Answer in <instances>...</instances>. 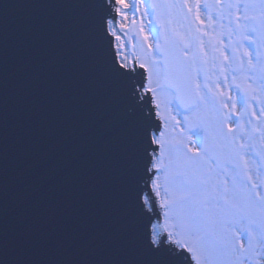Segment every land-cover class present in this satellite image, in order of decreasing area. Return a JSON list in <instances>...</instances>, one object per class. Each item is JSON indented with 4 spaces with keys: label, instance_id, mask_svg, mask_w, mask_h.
I'll use <instances>...</instances> for the list:
<instances>
[{
    "label": "snow or ice",
    "instance_id": "obj_1",
    "mask_svg": "<svg viewBox=\"0 0 264 264\" xmlns=\"http://www.w3.org/2000/svg\"><path fill=\"white\" fill-rule=\"evenodd\" d=\"M121 6L0 0V264H264V198L235 165L215 172L231 189L175 172L158 214L155 89L104 52Z\"/></svg>",
    "mask_w": 264,
    "mask_h": 264
},
{
    "label": "rangeland",
    "instance_id": "obj_2",
    "mask_svg": "<svg viewBox=\"0 0 264 264\" xmlns=\"http://www.w3.org/2000/svg\"><path fill=\"white\" fill-rule=\"evenodd\" d=\"M124 3L135 7L121 6V12L115 13L116 26L128 56L133 63L145 67L146 84L155 89L153 100L159 105L156 112L162 130L157 179L161 198H175L171 186L175 172L185 179L212 176L221 188L233 187L230 171L216 181L215 172L219 169L212 167L204 155V150L212 145L218 146L223 155L234 156L232 166L241 172L253 197L258 192L264 198V48L258 49L257 44L249 42L264 30V9L259 0ZM174 37L193 64L190 74L196 97L190 108L194 110L187 115L188 109L181 108L162 83L158 51ZM194 51L201 67L192 60ZM193 129L198 135L193 134ZM252 184L257 187L253 189ZM232 240L237 250L247 247L246 233L236 232Z\"/></svg>",
    "mask_w": 264,
    "mask_h": 264
},
{
    "label": "water",
    "instance_id": "obj_3",
    "mask_svg": "<svg viewBox=\"0 0 264 264\" xmlns=\"http://www.w3.org/2000/svg\"><path fill=\"white\" fill-rule=\"evenodd\" d=\"M12 3L16 4H30L34 3L35 0H11ZM35 10L30 8H14L11 9L10 15L12 18H16L18 16L26 15ZM54 11V10H50ZM116 20V14H114ZM115 20L114 23L115 24ZM112 24V25H113ZM109 35L105 40L104 44V52L105 55L109 58L118 59V48L115 44L114 38L111 34L110 29H108ZM159 55L161 57V67L163 71L162 82L166 85L172 93L175 95L176 101L182 108H190L194 102L196 97V90L194 86V81L192 76L189 74V63L188 60L184 56V49L180 46V42L178 39L173 38L168 45L163 46L159 49ZM132 66L136 68L138 74L137 79L146 84V72L144 67H140V65L134 63ZM149 107L153 108L154 113H156V108L153 104L151 92L146 93ZM154 124L156 136L158 137L162 130V123L158 115H154ZM158 151V146H155ZM211 156L213 160L219 164H222V158L217 146L211 147ZM157 199V198H156ZM157 211L160 213V207L157 203ZM162 221V216H161ZM191 264H195L194 261Z\"/></svg>",
    "mask_w": 264,
    "mask_h": 264
},
{
    "label": "bare ground",
    "instance_id": "obj_4",
    "mask_svg": "<svg viewBox=\"0 0 264 264\" xmlns=\"http://www.w3.org/2000/svg\"><path fill=\"white\" fill-rule=\"evenodd\" d=\"M111 34L114 38L115 44L118 48L117 54H118V59L119 60H124V62H126L129 66L133 65V60L128 56V52L126 50L125 44L123 42L122 36L119 34V28L116 26V23L111 25L109 27ZM158 138V137H157ZM159 139V138H158ZM157 146L159 147V144H157ZM158 154V151H157ZM157 201H158V205H160V203H163L164 200L160 197H157ZM162 222L163 221V217H162ZM169 226L171 227V223L170 221H168ZM195 263V261H194Z\"/></svg>",
    "mask_w": 264,
    "mask_h": 264
},
{
    "label": "flooded vegetation",
    "instance_id": "obj_5",
    "mask_svg": "<svg viewBox=\"0 0 264 264\" xmlns=\"http://www.w3.org/2000/svg\"><path fill=\"white\" fill-rule=\"evenodd\" d=\"M185 52H186V49H185ZM194 57H193V59L192 60H195L196 61V63H197V66L198 67H201V62L198 60V59H196V51H194ZM193 66V64H191V62H190V68ZM206 71V69H205V67L203 68V72H205ZM204 155H205V157L207 158V159H209L210 160V162H211V164H212V167H215L216 169H220V168H223V167H225L226 166V162H228V164H227V166L230 168V167H232V162H233V158L232 157H234V156H231V155H223L222 154V151L220 150V152H221V154H222V161H223V163H222V165H220V164H217V163H215V162H213V160H212V156H211V154H210V151L206 148L205 150H204ZM230 174H231V172H229ZM232 175V174H231Z\"/></svg>",
    "mask_w": 264,
    "mask_h": 264
}]
</instances>
